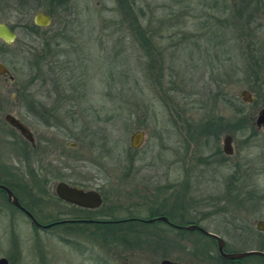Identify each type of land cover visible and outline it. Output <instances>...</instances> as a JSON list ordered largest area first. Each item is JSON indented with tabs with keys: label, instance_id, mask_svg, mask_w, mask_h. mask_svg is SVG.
Segmentation results:
<instances>
[{
	"label": "rangeland",
	"instance_id": "rangeland-1",
	"mask_svg": "<svg viewBox=\"0 0 264 264\" xmlns=\"http://www.w3.org/2000/svg\"><path fill=\"white\" fill-rule=\"evenodd\" d=\"M50 2V26L29 34L35 14L46 13ZM247 3L242 15L239 8ZM39 5L28 11L15 0H0V23L18 26L13 43L0 42V60L10 62L15 78L14 83L0 81L6 97L0 109V180L15 188L41 186H34L31 176L39 164L29 159L22 141L12 143L3 122L11 113L31 125L26 109L32 97L47 109L49 122L41 131L51 156L41 166L47 169L48 187L66 182L125 189L104 191L105 211L140 202L129 194L143 191V218L163 204L179 220L205 219L200 225L221 238L230 253L255 250L262 238L250 236L243 243L244 234L231 231L230 220L238 214V225L254 228L264 221V174H259L264 132L249 143L245 136L234 138L233 154L223 156L226 163L215 152L223 146L226 123L235 118L226 102L239 104L240 92L257 86L248 77L256 52L264 57V0H47ZM54 38L50 48L60 55L45 52L44 78H37L32 66L45 41ZM259 77L264 82L263 72ZM261 86L254 91L260 93L258 107L264 108ZM16 87L29 94L14 93ZM11 97L17 99L15 108ZM62 99L67 103L59 104ZM136 132L143 138L133 150ZM235 171L248 177L242 180L241 173V190L227 196ZM251 187L259 191H248ZM249 198L257 205L244 206ZM151 225L67 224L37 230L0 202V258L9 264H160L166 256L185 264H219L216 246L198 233L183 239L173 234L186 231L163 226L172 233L170 248L148 246L164 242L160 227ZM115 237L121 245L109 243ZM141 238L146 245L135 247Z\"/></svg>",
	"mask_w": 264,
	"mask_h": 264
},
{
	"label": "flooded vegetation",
	"instance_id": "flooded-vegetation-1",
	"mask_svg": "<svg viewBox=\"0 0 264 264\" xmlns=\"http://www.w3.org/2000/svg\"><path fill=\"white\" fill-rule=\"evenodd\" d=\"M47 14V13H45ZM48 15V14H47ZM51 18V17H50ZM34 19V18H33ZM34 23V20H33ZM0 24H4L6 25L9 29H11L13 32H15L14 29H17L18 26L16 27H10L5 23H0ZM35 25V24H34ZM36 26V25H35ZM50 26V25H49ZM48 26V27H49ZM37 27V26H36ZM41 28V27H39ZM47 28V27H45ZM28 29H31V27H28ZM33 29V28H32ZM16 34V33H15ZM0 42L4 45H9V43L4 42L3 40L0 39ZM1 50V49H0ZM1 54L4 53V50H2V52L0 51ZM9 62V61H8ZM0 63L8 70V74H3L0 75V81H6L9 83H14V76L11 74V70L8 66V64L10 63H6L3 62L2 60H0ZM20 88L16 87L14 89V93H17L19 95L22 96H27L29 94V92H20L19 91ZM251 95V97L253 98V101L251 103H246L243 102L241 100V102L248 107H251L252 109V115L250 117L251 123L247 125L248 129L246 131L243 130H236L234 133H227L226 130H222L224 133V137H223V141L224 138L226 136L231 137V143L233 141V139L238 138L239 136H245V143H249L251 141H256V139L258 138V132L263 131L264 132V124L258 125L256 123V118L260 112V110L264 109V108H259L258 107V102H259V94L260 93H256V92H251L248 91ZM15 95V94H14ZM16 96V95H15ZM11 102L9 104H11V108H15L18 104H17V99H13V97H11ZM49 99V97H47ZM241 99V98H240ZM4 100H6V97L4 98V95L2 93H0V109L3 110V108L1 106L4 105ZM63 100V99H62ZM65 103L66 101L63 100L61 102H59V104L61 103ZM67 103V102H66ZM44 104H42L41 102H35V99L32 97L28 98V104H27V111H28V115L30 120L31 125H26L24 123V121L22 119H19L17 117H15L14 115H12L11 113H5V115L3 116V122L4 117L6 115H11L12 117H14L15 119H17L18 121H20L23 125H25L31 135L32 138V142H29L27 140H25L21 134L13 127H11L8 123L4 122L9 129L11 130L12 134H11V140L12 143H16V142H23L28 146V155H29V159H32V163H36L39 164L37 167H33L31 172V176L33 177V179L35 180V182H37L38 184H42L44 186H39V187H31L29 189H24V190H17V191H11L14 195V197L17 199L18 203L21 205V207L29 212L31 214V216L34 218V220L41 226V227H37L35 226L32 221L30 220V218L20 209L12 206L8 201H7V195L4 191L0 190V202H4L7 201V203L13 207V209L15 210L14 212H18L20 213L23 217H25L27 219V221L29 222V224L31 225L32 229H37V230H47L51 229L55 226L58 225H67V224H86V225H115V226H122V225H127V224H152L151 226H154L153 224L155 223V228L160 227L157 231L159 232V234L161 235L162 233L164 234L162 237H160L161 239L165 238L168 239L171 242V239L168 238V235L172 234L170 233L168 230H166L164 227H168V228H172L175 230H181L178 228H175L174 226H178V227H186V226H190V225H195L198 226L199 228H201L202 230L207 231L205 228H203L200 225V222L205 220V219H200L197 221H190V222H196L197 224H189L186 226H181L178 223L183 222V221H187V220H183L180 219L179 220V216L178 215H172L170 213L169 210L162 208L163 204L160 206V213L159 212H155L156 214H162L163 212H167L169 213L172 218L173 221L170 222V220L168 219V217L164 216V215H158L155 216L154 218H143V215H141V213H143V191H137L133 194H129V196L131 197L130 199H137L140 202H135L134 204L131 205H126L123 206L121 208H116V207H111L108 208L106 211L102 210V206L104 204V191H123L125 189H105V188H90V187H84V186H78V185H72V184H68L66 182L67 185L71 186V187H78L81 190H83L84 193L87 192H95L97 193L100 198H101V205L97 208H84V207H80L78 205L66 202L62 199H60L57 196L56 193V187H48V182L45 179V176H43L44 173L47 172V169L44 168L43 166H41V164L43 162H46L47 160L50 159L51 156V151H50V143L48 141V137L47 134L43 131H41V128H43L47 125V121L48 119H45V115H46V111L47 109H45V107L43 106ZM57 109H59L58 107H56ZM51 114V113H50ZM71 148H74L77 146V144H70L69 145ZM233 151V149H232ZM220 157L222 162H227L223 156L227 155L224 153L223 151V146L222 148H218V150L215 152V156L218 157L217 155ZM233 154V152H232ZM231 154V155H232ZM231 155H227V156H231ZM215 158V157H213ZM35 168V169H34ZM239 168V167H238ZM237 168V169H238ZM235 175L233 174L232 179L229 178L230 182V187L226 189V191H240L241 188H239V186L242 184H240L241 179L243 180V176L244 178L248 177V173H244L241 172L239 173L238 171H235ZM240 174L242 175V177L240 176ZM259 174H264V167L260 170ZM241 177V179H240ZM38 178H42V180H38ZM59 183V182H58ZM228 184V183H227ZM56 186V185H55ZM227 187V186H226ZM252 189L248 190V191H259L256 190L255 187H251ZM132 191H136V190H132ZM264 191V189L262 190ZM176 196V195H175ZM138 197V198H136ZM174 197V196H173ZM255 198H252V200H250L244 205V206H248V203H251L250 206L253 205H257L255 204L254 201ZM54 201V202H53ZM168 201V200H167ZM51 205L56 206V209H52V207H50ZM168 205V204H165ZM164 205V206H165ZM58 207V208H57ZM117 209L115 211L112 212V210ZM172 209V208H171ZM121 210H123L124 212L122 213V215L120 216L121 213H119ZM153 210V209H152ZM179 212H186L185 209L180 210ZM160 217H165L167 219V222L161 221V220H156L155 222L152 223H146L144 221H148V220H152V219H157ZM182 218V217H180ZM261 221V220H260ZM175 222V223H174ZM258 222V221H257ZM251 226V225H250ZM146 227V226H145ZM132 228H136V227H130V229ZM148 228V227H146ZM254 228V227H253ZM185 230V229H182ZM254 230L256 232H261L258 231L256 229V224H255V228ZM50 231V230H49ZM135 233H139L138 230L134 229ZM186 231H190L191 235L194 233H198L201 234L202 236L206 237V238H211L208 237L207 235H205L203 232L199 231V230H186ZM142 233V232H141ZM211 233V232H209ZM214 234V233H212ZM176 236H179V234H173ZM216 235V234H215ZM166 236V237H165ZM213 239V238H212ZM64 241V239H62ZM115 242H114V241ZM159 240V239H158ZM120 240L115 238H112L109 240V243H113L114 244H119L121 245L122 243L119 242ZM162 241V240H161ZM136 243H138V245H135L143 248V238L139 239ZM173 243V242H172ZM132 245V243H131ZM251 251V250H248ZM224 252L225 253H230V252H226V249L224 248ZM245 252V251H244ZM264 252V251H262ZM218 254V252H217ZM219 256V254H218ZM220 257V256H219ZM252 257V256H250ZM250 257L238 260V262L240 264H250V263H254V264H264V257H261V261L259 260H253V261H248V259L250 260ZM260 257V256H257ZM221 258V257H220ZM171 258H167L166 256L163 257V260H169L171 262H176V263H183V262H179L177 261H173L170 260ZM224 261H228V262H233V261H229V260H225L223 258H221ZM7 260V259H6ZM8 261V260H7ZM160 261V263H161ZM9 264V263H8ZM185 264V263H183Z\"/></svg>",
	"mask_w": 264,
	"mask_h": 264
},
{
	"label": "water",
	"instance_id": "water-1",
	"mask_svg": "<svg viewBox=\"0 0 264 264\" xmlns=\"http://www.w3.org/2000/svg\"><path fill=\"white\" fill-rule=\"evenodd\" d=\"M34 24L37 27L45 28L48 27L51 24V18L49 15L45 14L44 12H38L34 16ZM0 39L3 40L6 43H13L16 40V34L11 29H9L6 25L0 24ZM8 70L0 63V75L8 74ZM240 98L243 102L251 103L253 101V98L251 97L250 93L247 90H243L240 92ZM4 120L6 123H8L11 127L15 128L21 136L29 141L32 142L31 135L25 125H23L20 121L12 117L11 115H6L4 117ZM256 123L258 125L264 124V109L260 110L257 118ZM143 133L142 132H136L131 138L130 147L133 150H136L139 148V146L142 143ZM223 151L227 155L232 154V146H231V137L226 136L223 141ZM56 193L57 196L69 203L78 205L80 207L84 208H97L101 205V198L100 196L95 192H87L84 193L83 190H81L78 187H71L67 185L64 182H59L56 184ZM0 190L4 191L7 195V201L14 207L22 210L32 221V223L37 226L41 227L31 216V214L27 211H25L21 205L18 203L17 199L14 197L11 190L6 187L5 185L0 184ZM156 220H161L164 222H167V219L165 217H160L157 219H152L148 221H144L146 223H152ZM178 229H185V230H199L203 232L208 237H211L215 240L216 246H217V252L219 256L225 260L229 261H238L250 256H260L264 257V252L257 251V250H251V251H245V252H239V253H225L224 252V241L219 238L217 235L206 232L195 225H190L186 227H178L174 226ZM256 229L258 231L264 232V221H258L256 223ZM0 264H8V261L5 258H0ZM160 264H183V263H176L171 262L169 260H163Z\"/></svg>",
	"mask_w": 264,
	"mask_h": 264
},
{
	"label": "trees",
	"instance_id": "trees-1",
	"mask_svg": "<svg viewBox=\"0 0 264 264\" xmlns=\"http://www.w3.org/2000/svg\"><path fill=\"white\" fill-rule=\"evenodd\" d=\"M43 1L46 2L47 0H15V2L18 4L19 7L20 6H27L28 11H34V10L40 8V5L39 4H40V2H43ZM50 5L52 6V2H50L49 5L48 6H45V8H44L45 11H46V13L48 15H52L53 14V9H52V7ZM244 8H248V3L247 4H244L242 7L239 8V10L241 11L242 15L246 11V10H244ZM238 15H239V11H238ZM30 27H31V29H28V33L29 34L30 33L31 34L32 33H34V34L35 33H38L41 30H42L41 32H45L46 31L44 29H39L34 24H32V26H30ZM62 31L63 30L59 29L58 36H60L61 34L63 35V32ZM56 40H57V38L52 39L51 40L52 41L51 43H49L50 42L49 40H46L45 41V44H44L43 48H41V51H40L42 55L38 56L37 59H36V64H33L34 66H32V67L33 68H36L37 78H44L43 77V74L44 73L41 72V71L43 70V64L46 62V60H45L46 53L45 52L49 53V55H52V56L54 55L53 56L54 58H56V56L58 57L60 55V52L56 48L53 47V50H51V48H50V45L53 42H55ZM256 53H257V57L258 58H255L254 57V59L252 60V65H251L252 68H250V71L252 72V76H251V78L248 77V79H252L253 84L255 86L257 85L256 87L258 88V86L259 87H262L261 85H264V82L262 81V77H259V73L260 74H261V72L264 73V57H262V55L260 54V53H262V51H257ZM39 72H40V74H39ZM260 81H262V83ZM258 83L261 84V85H259ZM256 87H252L250 89V91L251 92H255L254 90H255ZM239 104L233 105L232 103L231 104L230 103L228 104L226 102L227 107L230 110H233V112L235 114L234 120L232 122H229L228 124L226 123V132L227 133H234L237 129L238 130L246 131L248 129L247 125L251 123L250 117L252 115L251 114L252 113V110H251L252 108L251 107H248V106H245L242 102H240ZM218 125H219V129H220L221 126H222L221 123H220V120H219ZM209 126H211V125H209V124L205 125L206 130L210 129ZM21 143H22L23 146L28 147L25 143H23V142H21ZM0 184L1 185H5L11 191H17V190L27 189L24 185H21L20 188H15L13 186V184H10L9 182L4 181V180H0ZM18 184L20 185V183H18ZM36 185H39V184L37 182H35L34 183V186H36ZM41 186H44V185L41 184ZM233 192H235V191H229V194L227 192V196L232 195ZM234 198H236V197H234ZM3 204L6 207H8V208L12 209L13 211H15L13 209V207L10 206L7 203V201H4ZM159 213H160V211H159ZM158 215H164V216L168 217V219L170 220V222L173 221L172 218L170 217L171 215L169 213L163 212L162 214H156L155 212H152V210H151L150 215L147 218H154L155 216H158ZM231 216H232L231 217V220H230V224H231V228H232L231 231H233L234 233H237V231H242L241 234L243 233L245 237L243 236V239L240 237V240H244L243 243H245V244H248L246 241H248V239H249L250 236H256V237H259L260 239L262 238V241H260V243L257 244L255 246L256 248H254V249L257 250V251H264V234L263 233L256 232L252 226H250L248 224H245L244 222H243L245 224L244 227H242V225H244L243 223L241 225H238L237 224V221H239L238 214L235 215V216H233V215H231ZM178 224L181 225V226H186V225H189V224H197V223L196 222H190V221H183V222L180 221V223H178ZM184 231H186V230H184ZM186 232H187V234H179V236H181V238L184 239V238H186L185 235H191L190 231H186ZM209 239H210L211 242H209L208 244H213V245L216 246L215 240L212 239V238H209ZM153 243L154 244L156 243L157 247H159V248L160 247H163V250L170 248L169 240L168 239H165V238H164V242L162 241V243H161L160 240H158V241L157 240L156 241L154 240V241H149V243L147 245L150 246ZM143 244L146 245V240L143 241ZM195 244H197V242H195ZM173 248L174 247L172 246L171 249L173 250ZM206 250L207 249L205 248L202 251L203 254L201 253V255H204L205 256L206 253H207ZM194 251H195V254H196L197 253V250H194ZM226 252H229V251L226 249ZM250 259H254V260H258V261L259 260L260 261L262 260L261 257H257V256H252V257H250ZM215 260L219 264H240L238 261H233V262L224 261V260H222L218 256V254H217V258Z\"/></svg>",
	"mask_w": 264,
	"mask_h": 264
}]
</instances>
